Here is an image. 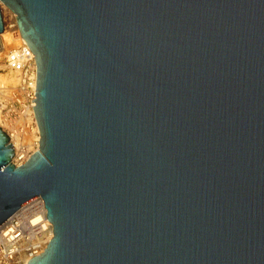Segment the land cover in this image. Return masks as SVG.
<instances>
[{
    "label": "water",
    "instance_id": "water-1",
    "mask_svg": "<svg viewBox=\"0 0 264 264\" xmlns=\"http://www.w3.org/2000/svg\"><path fill=\"white\" fill-rule=\"evenodd\" d=\"M1 3L42 139L15 169L0 128V224L54 225L27 264H264V0Z\"/></svg>",
    "mask_w": 264,
    "mask_h": 264
},
{
    "label": "bare ground",
    "instance_id": "bare-ground-1",
    "mask_svg": "<svg viewBox=\"0 0 264 264\" xmlns=\"http://www.w3.org/2000/svg\"><path fill=\"white\" fill-rule=\"evenodd\" d=\"M0 7L4 24V30L2 33H0V59H2L13 43H15L16 47H14L12 50H18L24 44L27 45V43L23 39L21 31L18 28L16 14L13 13L3 3L0 4ZM7 16L10 17L9 19L11 20H9V23L6 19ZM7 55L5 57L6 67L10 73L8 75H0V84L7 83L8 81H11L14 84L18 82V86L9 92L12 94L14 91H18L19 86H21L22 75L9 67ZM36 105L37 104H35V106ZM24 112L25 113L22 115V117H19L17 121L18 124L23 122L27 125V128H29L28 124L34 123L35 128L37 126V135L39 133V136L37 138V142L34 144V149L31 150L29 147H25V145L23 147L22 145L20 146V143L18 144L17 140L15 143L13 140L15 136L12 135L11 131H9L11 133L7 134L5 130H3L6 136L9 138L10 144H12V149L15 151V155L10 161L15 166V169L19 168L20 166H24L35 153L40 151L39 142L42 139L34 108L31 107L28 109L25 107ZM5 121L7 125L14 127V124L12 123L13 120H11L9 117L5 118ZM12 130L15 132V134H17L15 129L12 128ZM47 214L48 210L45 209V202L42 197L39 196L38 198L20 207L0 224V245L14 246L15 250H17L16 264H27L31 259L39 256L41 253L44 254L45 250L48 249V245L54 238V234L52 233L54 230V225L48 220ZM18 217L22 221L21 227L24 231L23 234H25L20 243L18 242L20 239H17L13 234L15 228L18 226L11 225L14 223L13 220L17 219Z\"/></svg>",
    "mask_w": 264,
    "mask_h": 264
},
{
    "label": "built area",
    "instance_id": "built-area-1",
    "mask_svg": "<svg viewBox=\"0 0 264 264\" xmlns=\"http://www.w3.org/2000/svg\"><path fill=\"white\" fill-rule=\"evenodd\" d=\"M7 61L9 67L19 72L22 76V83L19 86L18 91H14L12 94L6 92L7 95L3 97L6 101V104H3L5 113L11 118L12 123H16L19 117L25 113V107L30 109L35 107L36 102H33L37 99L36 96V84H37V65L34 53L31 51L28 45L24 44L18 50H11L7 55ZM24 220V219H23ZM14 223L11 225L18 226L14 230V235L17 239H20L18 242H21V239L25 234L21 224L22 221L18 217L13 220ZM26 222V221H24ZM17 262V250L14 246H4L0 245V264H16Z\"/></svg>",
    "mask_w": 264,
    "mask_h": 264
},
{
    "label": "rangeland",
    "instance_id": "rangeland-1",
    "mask_svg": "<svg viewBox=\"0 0 264 264\" xmlns=\"http://www.w3.org/2000/svg\"><path fill=\"white\" fill-rule=\"evenodd\" d=\"M9 18L10 17H8V16L6 18L8 23L10 20ZM13 44L9 48L7 53L10 50H12L14 47H16L15 43H13ZM7 53H6V55H7ZM6 55L2 59H0V75H8L10 73V71L6 67V58H5ZM17 86H18V82L14 84L11 81H8L7 83L0 84V128L2 130H5V132L7 134L12 132V135L15 136L13 139L15 143L18 141V144L20 143L19 144L20 146L22 145V147H23L25 145V147H29L31 150H33L34 144L37 142V138L39 136V133L37 135V132H38L37 126L35 128V124L33 123V124H28L29 128H27V125L25 123L20 122L19 124L13 123L14 127H10L9 125H7V123L5 121V118H7L9 116L3 115L5 113L3 104H6L5 103L6 101L3 99V97H5L7 95L6 92H10L11 90H14ZM16 123H18V122L16 121ZM12 128L17 131V134H15V132L12 130ZM9 131H11V132H9ZM35 149H36V147H35ZM27 151H28V148H27Z\"/></svg>",
    "mask_w": 264,
    "mask_h": 264
}]
</instances>
